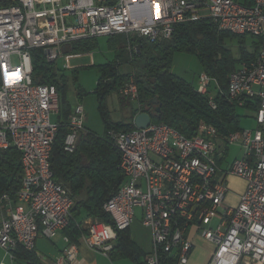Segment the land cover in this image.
Segmentation results:
<instances>
[{
    "label": "built area",
    "instance_id": "2783aa9c",
    "mask_svg": "<svg viewBox=\"0 0 264 264\" xmlns=\"http://www.w3.org/2000/svg\"><path fill=\"white\" fill-rule=\"evenodd\" d=\"M203 18L218 29L259 39L256 58L230 72L226 89L239 107L257 99L256 127L222 135L201 123L186 136L151 121L145 128L109 130L125 179L103 204L112 223L81 224L79 238L109 255L118 231L130 226L138 208L152 236L146 264H187L194 247L190 235L197 233L214 246L207 264H264V0H0V149L15 147L22 166L15 198L0 196V264H12L19 246L34 250L38 237L55 238L69 224L73 205L67 189L54 180L50 161L58 93L53 84L33 82L31 50L42 48L46 59L55 61L72 41L122 34L155 42L170 37L176 24ZM212 83L202 71L197 91L209 93ZM123 93L138 100L133 78ZM209 105L215 108L211 94ZM68 129L64 149L72 151L85 130L81 103L72 110ZM232 144L241 154L222 169L219 158ZM229 176L246 183L235 206L225 198ZM215 214L220 220L214 228L201 225ZM62 240L53 264L71 262L78 253L77 241L65 233Z\"/></svg>",
    "mask_w": 264,
    "mask_h": 264
},
{
    "label": "trees",
    "instance_id": "16d2710c",
    "mask_svg": "<svg viewBox=\"0 0 264 264\" xmlns=\"http://www.w3.org/2000/svg\"><path fill=\"white\" fill-rule=\"evenodd\" d=\"M250 4L252 0H239ZM118 35V34H117ZM115 35L108 36L114 58L96 65L99 76L94 88L97 109L104 124V132L96 134L85 126L79 132L74 149H64V139L68 133V114L72 112L65 97L66 77L60 73L54 61H48L42 48L31 50L32 80L34 83L53 84L58 93L57 130L52 142L51 168L53 178L65 187L73 200L71 213L74 215L63 232L71 241H77L83 229L81 224L86 219H100L112 223V218L103 208L104 202L117 190L125 177L120 169V153L111 140L109 130L128 131L134 128L133 122L113 120L107 105V97L115 92L119 101L132 110V100L123 93L129 80L137 84V104L141 111L151 114L152 122L168 124L186 136L193 135L201 123L211 124L224 135L239 125V108L256 110L257 99L247 100L239 107L227 98L228 77L239 63L250 62L256 58L259 39L249 34H235L218 29L210 18L181 22L175 25L170 37L155 42L145 41L141 37L121 34L123 44L134 47L128 59L123 58L122 47L116 45ZM249 37V38H248ZM248 38V40H246ZM95 38H86L64 44V54H77L93 50ZM97 39V38H96ZM236 47L235 57L232 48ZM176 51L196 56L202 71L216 83H212L209 93H200L190 82L170 71L173 54ZM143 58L142 71H120L122 63H132L136 58ZM92 66V64L90 65ZM94 66V65H93ZM148 88L145 89L142 80ZM214 93H211V89ZM212 95L215 108L209 105ZM77 95L80 96L79 90ZM156 97L157 103L150 102ZM158 105L159 111L155 112ZM158 114H160L158 116ZM22 166L20 153L15 147L0 149V196L6 193L14 199L21 184ZM113 257H129L134 264H146L145 255L140 247L130 238L129 227L118 231L114 247L109 252ZM15 260L25 264H42L34 250L17 247Z\"/></svg>",
    "mask_w": 264,
    "mask_h": 264
},
{
    "label": "rangeland",
    "instance_id": "374dc122",
    "mask_svg": "<svg viewBox=\"0 0 264 264\" xmlns=\"http://www.w3.org/2000/svg\"><path fill=\"white\" fill-rule=\"evenodd\" d=\"M131 37V36H130ZM118 42L116 45L122 47V54L124 59H128L134 50L129 43L123 44L121 40V34L115 35L114 37ZM249 38V37H248ZM246 38V40H248ZM108 36H99L96 41V46L93 50L73 54H62L55 61V65L58 71L65 75L66 86H65V97L66 101L69 103L70 108L74 109L77 103H81L84 108V126L88 127L91 131L98 135L104 132V124L100 117L97 109L96 95L94 94V88L99 76V71L97 70L98 64L107 62L114 58L115 52L110 48L108 42ZM148 41L146 38H142ZM233 55L237 56V49L234 46L232 48ZM143 58L136 57L132 63H122L119 67L120 71H131L132 67L135 71L141 72ZM92 64V66H90ZM94 65V66H93ZM170 71L179 77L184 78L193 85L198 84V76L202 72V67L195 55L186 52L176 51L173 54ZM79 90L80 96L77 95ZM211 93H214V89H211ZM107 105L110 111V116L113 120H119L123 122L131 121L129 117L130 108L122 104L115 92L111 93L107 97ZM239 125L241 128H254L256 127L255 121V110L253 109H243L239 108ZM131 115V114H130ZM70 111L67 116L69 119ZM51 120L56 122V113L51 115ZM238 144L230 145L229 153L226 155L222 162V167H225L228 163L232 162L233 158L236 156L237 152L240 150ZM245 181L239 177H233L227 179V188L229 189L228 197L232 199L228 204L235 206L236 199H233L236 195H241L245 189ZM238 201V200H237ZM234 203V205H233ZM71 213V218L73 217ZM219 215L215 214L209 218L202 221L201 225L208 228H214L219 223ZM87 221V222H86ZM91 221H102L100 219H86L84 223H90ZM131 237L139 243L140 249L144 253L150 252L152 248V236L150 229L142 225L139 219V209L136 208V215L130 227ZM56 238L44 240H38L36 244V250L42 255H49L53 253L54 245L53 242ZM212 244L208 241H204L201 237L196 239V243L193 247L191 253V261L189 264H204L210 255ZM92 256V264H134V262L129 257L115 256L112 258L110 255H104L101 252H94ZM8 260V259H7ZM15 262V261H14ZM16 264H20L17 262Z\"/></svg>",
    "mask_w": 264,
    "mask_h": 264
},
{
    "label": "crops",
    "instance_id": "0c3cea01",
    "mask_svg": "<svg viewBox=\"0 0 264 264\" xmlns=\"http://www.w3.org/2000/svg\"><path fill=\"white\" fill-rule=\"evenodd\" d=\"M73 55H78V54H73ZM193 85V84H192ZM198 85V84H197ZM197 85H193V86H195L196 88H197ZM125 106H127V105H125ZM129 117L131 118V121H132V117L130 116V113H129ZM229 150H230V146H228V147H226L225 148V153L222 155V156H220V158H219V165H220V167L222 168V169H224V168H226L230 163H228L225 167H222V162H223V160H224V158L226 157V155L229 153ZM241 154V149L239 150V152H237V154H236V156L235 157H237V156H239ZM234 157V158H235ZM233 158V159H234ZM233 177H236V176H229V178H233ZM227 179H228V177L226 178V183H227ZM228 192H229V189H228V191H227V193H226V196H225V198H226V202H228L229 203V201L231 200L232 201V199H230L229 197H228ZM233 199H236V201H235V203L236 202H238L237 200H239V195H236L235 197H233ZM237 204V203H236ZM233 205H234V203H233ZM139 212H140V210H139ZM135 215H136V211H135ZM135 217V216H134ZM139 219H140V217H139ZM134 220V219H133ZM133 222V221H132ZM132 224V223H131ZM131 224H130V226H129V233H131V231H130V227H131ZM62 234H64V232L63 231H61L55 238H56V240H54V242H53V245H54V251H53V253H49V255H42L40 252H38L37 250H36V244H37V242H38V240H44V238L43 237H38L36 240H35V249H34V251L38 254V256H39V258H40V261L42 262V264H53V262L55 261V259H56V257L61 253V251H62V248L64 247V242H63V240H62ZM191 236V238H192V240H193V242H194V245H195V243H196V239L197 238H199V237H201L204 241H208V240H206L205 238H203L200 234H193V235H190ZM130 238L139 246V247H141L140 245H139V243L137 242V241H135L132 237H131V235H130ZM51 240V239H50ZM209 243H211L210 241H208ZM77 243H78V253H77V255H76V257H75V259L74 260H72L71 262H65V263H63V264H92V256L95 254L94 252H97V251H95V250H92V249H90L86 244H85V242L81 239V238H78V240H77ZM212 244V243H211ZM212 248L214 249V246H213V244H212ZM212 251L213 250H211V252H210V255L208 256V258H207V261L204 263V264H207V262H208V260L210 259V257H211V254H212ZM192 253V252H191ZM2 256H3V251L2 250H0V258H2ZM3 260L6 262V263H10V261H9V259L7 260V258H3ZM190 261H191V255H190V257H189V260H188V263L187 264H189L190 263ZM17 262H19L20 264H25V262L24 261H22V260H15V262H12V264H16ZM194 264H198V263H194Z\"/></svg>",
    "mask_w": 264,
    "mask_h": 264
},
{
    "label": "water",
    "instance_id": "95a60500",
    "mask_svg": "<svg viewBox=\"0 0 264 264\" xmlns=\"http://www.w3.org/2000/svg\"><path fill=\"white\" fill-rule=\"evenodd\" d=\"M144 88L147 89L148 88V84L147 81L145 79L142 80ZM150 102H152L153 104L157 103V99L156 97H152L150 99ZM132 110L134 111V115L132 116V122L133 125L138 127V128H145L147 127L150 122L152 121V116L150 113L146 112V111H141L138 107L137 101L133 100L132 101ZM159 111V107L158 105L155 107V112ZM160 114H158L159 116Z\"/></svg>",
    "mask_w": 264,
    "mask_h": 264
}]
</instances>
